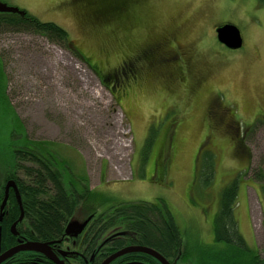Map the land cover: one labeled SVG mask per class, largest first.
<instances>
[{"label": "rangeland", "instance_id": "374dc122", "mask_svg": "<svg viewBox=\"0 0 264 264\" xmlns=\"http://www.w3.org/2000/svg\"><path fill=\"white\" fill-rule=\"evenodd\" d=\"M0 1L57 23L73 43L0 29V148L53 142L78 189L87 179L112 204L168 208L195 263L221 264L216 256L237 250L216 241L214 219L222 191L238 179L239 232L248 254L256 246L264 254V178L255 177L264 169V0H107L100 12L90 7L97 0ZM227 22L241 30L239 49L217 39L215 27ZM170 32L188 46L185 67L172 70L161 58L139 63L138 80L132 69L115 76L123 58ZM214 99L228 107L239 137L210 130ZM78 208L70 218L77 233L104 210Z\"/></svg>", "mask_w": 264, "mask_h": 264}, {"label": "trees", "instance_id": "16d2710c", "mask_svg": "<svg viewBox=\"0 0 264 264\" xmlns=\"http://www.w3.org/2000/svg\"><path fill=\"white\" fill-rule=\"evenodd\" d=\"M0 29L31 32L47 37L51 42L68 48L73 45L70 35L63 27L52 21H42L26 10L23 14L0 12ZM147 60L153 61L151 58ZM89 65L92 66L91 63ZM98 71L102 76L101 71L99 69ZM115 73H117L116 70ZM117 85L118 82L113 83L112 92ZM115 97L120 105L117 96ZM50 143L53 142L28 140L16 157L19 170L23 171V174L28 178L25 186L28 218L31 223L39 226L37 229L42 240L59 237L63 232L64 225L69 222V218L73 216L78 207L90 209L92 213L104 207V210L95 217L94 223L107 222L110 226H122L126 223L133 231L137 232V237L130 239L132 244L151 247L169 260L177 257L184 249L182 256L186 260H191L188 259L191 253L186 248L187 245L182 248L181 230L168 208H164L166 211L161 213V207L158 204L146 201L112 204V200L104 197L103 193L91 189L87 179H82L84 183L79 182L84 186V190L78 189V183L72 179L70 166L63 158L62 153L59 154L58 151H53L48 147ZM240 143L243 144L242 141ZM247 151L249 156V149ZM211 159V165L205 161V168L210 170L209 176L212 178L214 172L212 163L214 161L213 157ZM249 168L250 166L242 176L247 174ZM255 177L263 181L264 169L256 172ZM238 192L239 185L238 179H236L222 191L220 207L214 219L216 241H224L237 247L235 252L224 253L223 257H215L221 260V264H244L247 263L246 258L255 255V253L251 255L247 253L248 247L238 229L234 213ZM121 247V243L113 242L112 247H107L106 251L110 252ZM127 256L130 259H151L155 264H159L154 257L145 253H132ZM124 259L126 258L124 257ZM114 264H118V262L116 261ZM199 264L217 263L202 261Z\"/></svg>", "mask_w": 264, "mask_h": 264}, {"label": "flooded vegetation", "instance_id": "af4514ba", "mask_svg": "<svg viewBox=\"0 0 264 264\" xmlns=\"http://www.w3.org/2000/svg\"><path fill=\"white\" fill-rule=\"evenodd\" d=\"M97 2L100 5L94 4L90 7L96 11L100 9L98 12L104 10L107 0H97ZM188 50V46L179 43L177 33L170 32L156 38L146 47L138 48L130 57L123 58L118 68L115 69L117 72L115 75H128L129 70L132 69L133 74L137 76L135 79L138 80L143 73V67L146 66L139 63H144L148 58L154 62L162 58V62L166 63L165 67L168 66L172 70L178 66L185 67L189 56ZM177 71L171 73L180 72ZM109 74L106 76L112 77V73ZM225 106L215 99L210 102L206 112L209 128L212 131L223 132L224 134L229 132L239 137V127L236 122L234 124L233 117H228L230 112ZM230 115L232 116V114ZM243 147L244 145L240 141L236 142L235 153H243ZM203 149L202 147L201 154H203ZM19 151H22V147L7 145L0 148V264H56L44 252L40 251V248H35L34 244L39 243L48 244L63 264H102L104 260L117 251L128 246L140 245L132 244L130 239H135L137 232L133 231L126 223L122 226H110L107 222L102 224L93 222L86 230H82L80 233L73 230L71 234L66 233L68 224L66 222L59 237L52 240H42L37 229L39 226L31 223L28 218L27 192L25 189L28 178L17 166L16 157ZM165 211L164 208H160L161 213ZM111 242L121 243L122 247L110 252L106 251L107 247H112ZM183 251L184 249L177 257L171 260L167 259L170 264H194V259L186 260L182 256ZM132 253L117 257L110 264H114L116 261L118 264L134 261L155 264L151 259L127 258L129 257L127 255ZM254 253L255 255L246 258L247 263L244 264H264V254L261 253L258 246H256ZM158 263L162 264L159 261Z\"/></svg>", "mask_w": 264, "mask_h": 264}, {"label": "water", "instance_id": "95a60500", "mask_svg": "<svg viewBox=\"0 0 264 264\" xmlns=\"http://www.w3.org/2000/svg\"><path fill=\"white\" fill-rule=\"evenodd\" d=\"M0 12H11V13L23 14L24 10H22L21 8H18V7L9 8L2 1H0ZM216 34H217L218 41L230 49H239L243 46L244 38H243V35L241 33V30L239 29V27L237 25H235L231 22H227V23L217 27L216 28ZM93 214H91V216ZM72 225H74V223L69 220L67 227H66V233L67 234H71L73 232V226ZM34 246H35V248H40V251L44 252V254L48 258L53 260L56 264H63V262L50 249L48 244L39 243V244H34ZM132 252L145 253L147 255L154 257L155 259H157L162 264H170V262L161 253H159L157 250H155L151 247L142 246V245L128 246L126 248H123V249L113 253L111 256H109L106 260L103 261L102 264H110L117 257H120V256L128 254V253H132Z\"/></svg>", "mask_w": 264, "mask_h": 264}]
</instances>
